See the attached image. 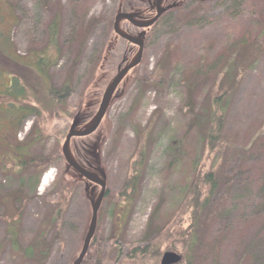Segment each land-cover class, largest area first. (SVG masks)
<instances>
[{"label": "rangeland", "instance_id": "1", "mask_svg": "<svg viewBox=\"0 0 264 264\" xmlns=\"http://www.w3.org/2000/svg\"><path fill=\"white\" fill-rule=\"evenodd\" d=\"M183 1L185 10L169 12L147 32L140 64L128 73L97 132L70 140L78 162L97 151L98 170L105 173L96 241L85 264H97L95 259L98 264H160L165 252L180 255L179 264H264V214L257 213L262 210L257 193L262 189L264 195L259 180L264 179V143L259 144L264 140V0H197L200 4L193 7V0ZM116 7L117 0H0V33L8 36L12 56L23 61L48 49V26L53 19L58 21L59 58L49 85L57 89L68 78L72 94L67 107L58 108L50 122L49 114H42L40 121L50 137L33 154L48 157L56 149L62 157L60 149L74 117L87 113L94 102L91 114L97 110L128 44L120 39L116 43L103 70L112 74L100 82L99 96L88 92L90 77L96 76L91 60L102 55L113 36ZM124 24L125 30L137 32ZM249 34L248 46L242 49ZM207 62L214 63L208 70L211 75H184L187 68L200 69ZM222 92L228 94L222 135L251 148L258 143L260 151L257 159H245L249 170L234 178L233 189L227 182L235 166L228 162L231 151H209L203 139L204 108L213 93ZM34 118L25 119L18 140L26 136ZM179 142H186L184 152L176 148ZM139 153L143 158L136 188L124 190L134 176ZM63 161L57 160L41 175L19 165L0 171V264H72L78 256L91 211L82 181L72 182L61 174ZM193 162L202 173L219 170L212 206L216 208L218 201L219 206L221 201L236 206L223 222L214 219L211 210L200 217L204 231L200 238L213 259L203 242L193 252L181 243L191 223L189 210L180 204ZM48 173V183L42 186ZM227 192L235 197L227 198ZM149 220L154 221L150 226ZM41 232L49 246L47 259H24L21 251ZM151 245L160 248L157 261L148 251L132 252Z\"/></svg>", "mask_w": 264, "mask_h": 264}, {"label": "trees", "instance_id": "2", "mask_svg": "<svg viewBox=\"0 0 264 264\" xmlns=\"http://www.w3.org/2000/svg\"><path fill=\"white\" fill-rule=\"evenodd\" d=\"M136 2L137 0H117L116 11L124 10L126 9V7ZM197 2V0H193V4L191 5V7L195 6V4H200ZM190 3H188V5H190ZM235 3H233L234 7L238 8ZM185 7L186 5L184 1H177L175 3V7L164 13L163 16L153 26L161 21L169 12L179 9L185 10ZM141 15L144 17L148 16L146 7L143 9V14ZM79 18H81V16ZM110 27V24L107 25L108 31L110 30ZM261 27H264V25H261ZM57 30L58 21L56 19H53L48 26L49 47L53 48V50L48 47L47 50H42L38 54H33L31 58H28V61H23V59H20L16 56L13 57L11 54V46L8 42V36L0 33L1 172H7L12 166L19 165L32 168L33 170L38 171L41 175L43 172L47 171L49 167L53 166L54 162H56L57 160L61 159L63 161L62 157H58L60 156V154L56 149H54L53 154L48 157H42L32 153L36 148H39V146L42 144V141H46L50 137V133L47 134L46 137L47 130L43 128L44 124L42 126V122L40 121L42 114L47 112L49 116L46 122H50V116H53L55 114V111H58V108L67 107V101L72 94L71 82L68 78L57 89L49 85L51 69L56 66L59 58V51L58 47L56 46ZM111 32V35L113 34V36L106 44L102 55L91 60L90 68L94 70V72H96V76L90 77L91 80L93 79V82L91 83L90 87L88 86V92L98 94L99 87L101 86L100 82H102V80L104 79L105 83V81L109 79V76L107 75L112 74L109 71H103L109 59L111 58V54L116 47V43L119 41V38L113 33V31ZM250 38L251 34L246 36V40L244 38L245 43L242 44V49L248 46V41ZM134 51L135 48L127 44L124 53L122 54L119 65L128 61L134 55ZM210 64L211 63L207 62L202 65L200 69L195 65L192 66L193 68L189 67L185 70L184 75H187V78L191 76L197 77L200 75H211L212 72H208V70L214 68V63H212L211 65ZM209 66L211 68H208ZM218 67L219 66L217 64V68ZM97 96H99V94ZM92 104V107H89L87 113H82L79 116V118H81L79 120V122H81V125L93 115L91 114V109L95 108V102ZM227 104V92H222L219 94L213 93L209 98L208 106L204 108V113L202 115L204 118L202 128L204 136L203 139L205 138L206 146H208L209 151H214L215 153H224L225 151H231L228 162L229 164H234L235 166L232 165L231 169L229 170L230 174L227 176L229 181L227 182L231 185V189H233L234 186L232 185L234 184V181L235 183L237 181V179L234 178H238L240 175L244 174H241V172L247 167L245 159H257L256 154L260 151L258 149V143L254 144L251 148L245 143L238 144V142H229L222 135V129L227 115ZM30 116H32L33 118L35 117L34 119H36V121L33 123V126L28 131L26 136L22 140H18V132L20 131L25 119ZM261 143H264L263 139L259 140V144ZM176 148L179 150V153H181L182 151L184 152V149H187L186 142H179ZM169 149L170 151H173L174 148L169 146ZM98 157V152L96 151L95 158L98 162L97 166L100 165ZM141 158H143V154L139 153L138 160L135 161L136 163L133 166L136 168V170L133 168L134 176L126 182L124 190L126 188H129L131 191L135 190V181H138L137 179L140 173V164H142ZM62 164H65L64 161L62 162ZM8 167L9 169H7ZM201 168L202 167L198 168L195 162H193V165L190 169L189 183H187V186L182 189L184 197L181 199L180 205H183L189 210L191 223L188 227V230L184 232L185 241H181V243L182 245H184V243L186 242L189 250L191 249V252H193L194 250L198 249L199 244L203 242L205 244V251H208V257L210 259H213V255L210 254L209 250L207 249L205 240L203 238H200V235L204 232L200 222V217L207 210H211V213L214 215V219L215 217H217L221 222H223L226 216L228 214H231L232 210L235 209L236 206L227 201L221 200L224 199V196H228L230 197V199H232V197H235V194L233 192H227V194H225L223 197H219L218 200L221 201V204L219 206L218 201L216 208H214L212 205L213 203H215L214 198L219 190V186L217 185V172H219V170H217V168L215 170L214 168L207 171V173H202ZM61 174L65 175L64 170L61 171ZM38 180H40V176H38ZM259 180L260 184H264V179L261 180V177H259ZM257 196L260 199V206H262V210H258L257 213L264 214V195L262 189L258 191ZM60 198H62L61 195ZM185 210V213L188 212L187 210ZM239 212L241 214L245 213V211L243 210ZM152 222L154 223V221L149 220V226L152 224ZM54 223L55 220L53 219L50 221L49 226ZM173 228L175 227L173 226ZM224 230H228L226 226H224ZM160 231H162L161 227ZM44 235L45 233L41 232L37 236L38 238L35 241H32L27 247L23 249V251H21L22 257L24 259L34 260L37 262H43L47 259L49 255V246L43 243ZM168 238L172 239L171 235H169ZM95 241L96 234H94L90 242L85 258H89V250L93 246V243ZM153 241H150L149 243ZM145 249L140 250L138 248H134L132 252H141L142 254H144L148 251L147 254L153 257L156 261L157 258L161 256L159 246L151 245L146 247ZM148 249H150V251ZM203 256H205V254H203ZM85 258L82 261V264L86 263ZM95 262L98 264V261L96 259Z\"/></svg>", "mask_w": 264, "mask_h": 264}, {"label": "water", "instance_id": "3", "mask_svg": "<svg viewBox=\"0 0 264 264\" xmlns=\"http://www.w3.org/2000/svg\"><path fill=\"white\" fill-rule=\"evenodd\" d=\"M163 1L164 0H153V10H155V15L148 20L136 19L134 15L123 13L120 11L115 14L112 26L113 33L119 39L134 46L136 48V53L117 69L114 77L106 85L98 103L97 110L95 111L93 116L80 128H77L80 119L79 114L74 117L73 123L71 124L70 129L61 146L60 150L62 157L66 163V168H72L80 178L84 179L87 183L94 184L100 188L97 196L94 199L90 198V220L85 236L83 238L80 252L72 264L82 263L87 254L90 242L95 234L97 215L105 194V176L102 174L101 177H99L95 173L85 171L75 163L70 151V140L73 138L88 137L97 132L111 103L120 95V85L122 86V88L124 87V82L127 78L128 73L136 68L141 62L146 32L151 26L155 24V22L161 17L163 13L172 8V6H167L164 8L161 7ZM123 21H127L132 27L141 30V32L136 35H131L128 32H125L120 27V24ZM85 193L88 197L89 194L87 191V186L85 188ZM180 261V255L173 252H165L161 256L160 264H178Z\"/></svg>", "mask_w": 264, "mask_h": 264}, {"label": "flooded vegetation", "instance_id": "4", "mask_svg": "<svg viewBox=\"0 0 264 264\" xmlns=\"http://www.w3.org/2000/svg\"><path fill=\"white\" fill-rule=\"evenodd\" d=\"M177 1H183V0H164L163 3H162V6L163 7L169 6V5L174 4V2H177ZM140 7H142V8H140ZM145 7L147 8L148 16L144 17L141 14H143V9ZM121 12H125L127 14H134L137 18H144V19L147 18V19H149V18H151V17H153L155 15V10H153V0H137L136 3L126 7V9H124V10H121ZM124 23H127V22L123 21L120 24V27L123 30H125L123 28V26L125 25ZM136 31H138V30H136ZM80 124H81V122H79L78 127L80 126ZM71 153H72L73 157L75 156L74 159L76 160V158H77L76 153L72 152V151H71ZM87 155L88 156H85L81 161L79 160V162H78L76 160V162L84 170H87L89 172L95 173V174L100 176V174L98 173L99 172V170H98L99 166H97V161H96V158H95L93 152L88 153ZM64 174L66 175V178L69 179L72 182H74V181L81 182L82 181L81 184L83 185V191L85 189V186H87V189H88V192H89V195H90L89 197H93L94 198L96 196V194L98 193L99 188L96 185L89 184V183H88V185H86V182L82 178H80L79 175L72 168H66L65 164H64Z\"/></svg>", "mask_w": 264, "mask_h": 264}, {"label": "bare ground", "instance_id": "5", "mask_svg": "<svg viewBox=\"0 0 264 264\" xmlns=\"http://www.w3.org/2000/svg\"><path fill=\"white\" fill-rule=\"evenodd\" d=\"M50 174L51 173H48V174H46L44 177H43V181H42V186H44L45 184H47L48 183V180H49V178H50Z\"/></svg>", "mask_w": 264, "mask_h": 264}]
</instances>
